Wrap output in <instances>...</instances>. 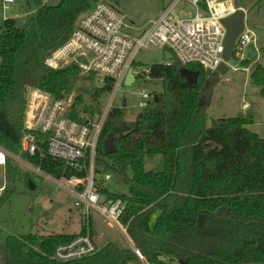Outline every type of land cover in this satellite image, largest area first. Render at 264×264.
Returning a JSON list of instances; mask_svg holds the SVG:
<instances>
[{"label":"trees","instance_id":"16d2710c","mask_svg":"<svg viewBox=\"0 0 264 264\" xmlns=\"http://www.w3.org/2000/svg\"><path fill=\"white\" fill-rule=\"evenodd\" d=\"M96 1L50 0L39 5L22 26L13 19L4 21L0 30V145L10 152L19 154L22 147L29 87L65 97L79 80L89 81L90 87L79 88L69 116L83 121L102 114V99L112 90L111 80L97 86L92 72L82 75L72 67L57 70L44 62L47 52L69 38L77 17ZM260 51L264 60V47ZM172 60L171 64L148 67V75L162 81L163 92L154 93L133 123L127 119V106L109 111L95 159L96 187L105 201L124 202L119 222L153 264L264 263V138L248 128L253 114L213 119L208 126L206 85L201 74L206 70L197 64L187 65L200 72L193 84L181 74L184 65L174 55ZM240 64L246 67L250 62L243 59ZM250 79L264 97V61L256 63ZM84 92L92 102L87 104ZM110 132L117 137L119 148L113 153L102 147ZM155 155H162L164 169L146 168V158ZM22 156L55 177L86 174L49 155L42 160L37 154L24 152ZM6 175L8 184L0 203L10 198L23 177L29 186L30 181L35 183L21 173L10 155ZM111 180L123 182L129 191H111L107 184ZM82 232L81 227L73 233L10 234L0 242V264L137 261L131 248L112 241L85 257L69 261L53 258L59 245Z\"/></svg>","mask_w":264,"mask_h":264},{"label":"built area","instance_id":"2783aa9c","mask_svg":"<svg viewBox=\"0 0 264 264\" xmlns=\"http://www.w3.org/2000/svg\"><path fill=\"white\" fill-rule=\"evenodd\" d=\"M16 1L2 0L3 8H8ZM25 1L24 15L28 17L39 5L50 0ZM181 1L173 0L150 26L137 32L132 30L137 29L135 23L114 3L110 0H97L90 9L77 17L69 38L47 52L44 62L53 69L67 71L72 67L80 69L82 75L92 72L97 86L105 84L107 80L112 81L108 103L99 118L83 121L71 118L69 98L55 97L38 87H29L26 91L20 154H37L40 160L49 155L66 162L77 171H86L84 176L72 174L69 177H55L22 156L30 170L67 190L74 204L83 208V232L56 248L53 258L58 261L85 257L98 250L93 236L92 210L102 214L109 225H118L126 232V227L119 222L124 202L120 199L105 201L96 187L95 159L106 118L116 106V93L125 84L129 70L133 71L136 80L133 66L137 64L138 53L152 44L171 50L184 67L197 64L212 72H217L219 64L224 60L227 30L221 20L236 11V3L232 0H187L195 7V15L183 18L176 11V5ZM35 2H38L37 6H28ZM251 39V32L245 27L236 39L232 55L239 63L245 58L244 50ZM172 61L167 59L164 63L171 64ZM229 61L226 64L231 66ZM141 95L143 99L140 107L144 108L154 94L142 90ZM9 155V151L0 145V198L8 184L6 163ZM131 249L137 258L133 264H153L137 246ZM161 260L168 261V258L161 257Z\"/></svg>","mask_w":264,"mask_h":264},{"label":"rangeland","instance_id":"374dc122","mask_svg":"<svg viewBox=\"0 0 264 264\" xmlns=\"http://www.w3.org/2000/svg\"><path fill=\"white\" fill-rule=\"evenodd\" d=\"M110 1L135 23L137 29L132 30L137 32L139 29L144 30L150 26L164 8L173 2V0ZM232 1L247 11L246 27L251 32L252 39L245 47L244 59H248L250 64L246 67L242 66L237 58L232 57L229 61L231 66H228L227 72L223 74L213 72L204 94L206 124L210 126L213 119L237 116L240 113L253 114V122L248 125V128L264 138V97L260 94V87L252 83L250 79V72L256 63L264 61L260 55V50L264 47V0ZM25 9V0H17L5 9L0 0V30L6 19H13L17 26H22L27 19L24 15ZM176 11L183 18L195 15V7L187 0L179 2L176 5ZM167 59H173L172 51L152 44L138 53L137 65L133 66L136 80L131 85L123 84L114 99L116 106L124 105V99L127 100L126 111L129 123L134 122L137 113L142 109L140 107L143 99L142 90L153 94L163 92L162 81L152 79L148 75V67L155 63H164ZM88 87H90L89 81L79 80L75 83L72 92L65 98H69L72 104L79 88ZM107 97L102 99L103 112L108 103ZM85 98L87 104L92 102L88 94H85ZM9 153L21 173L34 179L36 186L31 188L23 177L17 183V189L10 198L0 203V242L3 243L4 238L10 234L21 236L31 232L43 234L79 232L82 227L83 208L74 204L70 193L30 170L24 163L22 154L10 151ZM161 158L162 155L147 157L146 168L149 170L164 169V162ZM107 184L114 192L129 191L126 184L117 180L108 181ZM92 223L93 236L99 248L110 241L125 248H132L135 245L120 226L109 225L107 219L95 210H92ZM169 263L177 264L175 261Z\"/></svg>","mask_w":264,"mask_h":264},{"label":"water","instance_id":"95a60500","mask_svg":"<svg viewBox=\"0 0 264 264\" xmlns=\"http://www.w3.org/2000/svg\"><path fill=\"white\" fill-rule=\"evenodd\" d=\"M246 15L247 11L243 8H237L236 11L224 18H222V23L224 24L227 32L224 40V52H223V58L224 60L219 64L217 72L223 74L228 71V65L226 64L227 61L230 60V58L233 55L234 46L237 37L240 35V33L245 29L246 27ZM206 73L213 74V72L210 69L206 70ZM181 74L191 83L196 84L198 82L200 72L198 70H192L188 67H182ZM135 81V75L132 70H129L126 78H125V84L131 85ZM209 85V81L206 82V86ZM124 106H127V100L124 99ZM103 149L105 152L113 153L118 151L117 147V137L114 135L113 132H110L103 140ZM31 188L35 187V183L30 181ZM129 264H133V262H130ZM187 264V263H184Z\"/></svg>","mask_w":264,"mask_h":264},{"label":"flooded vegetation","instance_id":"af4514ba","mask_svg":"<svg viewBox=\"0 0 264 264\" xmlns=\"http://www.w3.org/2000/svg\"><path fill=\"white\" fill-rule=\"evenodd\" d=\"M201 74H202V77H203V79H204V83H205V85H206V82L211 80V78H212V74H209V75H208V74L206 73V71L203 72V73H201Z\"/></svg>","mask_w":264,"mask_h":264},{"label":"crops","instance_id":"0c3cea01","mask_svg":"<svg viewBox=\"0 0 264 264\" xmlns=\"http://www.w3.org/2000/svg\"><path fill=\"white\" fill-rule=\"evenodd\" d=\"M238 6V5H237ZM238 8H243V7H241V6H238ZM244 9V8H243ZM245 10V9H244ZM156 156V155H155ZM161 161H163L164 162V159H163V157L161 158ZM129 237V236H128ZM130 239V238H129ZM131 240V239H130ZM111 242V241H110ZM131 242L133 243V241L131 240ZM125 248V247H124Z\"/></svg>","mask_w":264,"mask_h":264}]
</instances>
